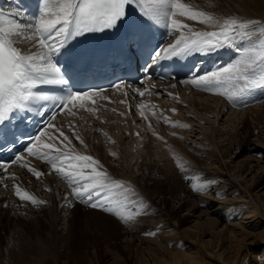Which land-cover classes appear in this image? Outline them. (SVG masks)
<instances>
[{
  "label": "snow or ice",
  "instance_id": "snow-or-ice-1",
  "mask_svg": "<svg viewBox=\"0 0 264 264\" xmlns=\"http://www.w3.org/2000/svg\"><path fill=\"white\" fill-rule=\"evenodd\" d=\"M134 4L140 6L143 16L147 17L143 21L149 27L163 24L169 35L174 36V42H166V46L159 45L154 49L151 54L154 62L195 54L211 55L225 48L234 51L235 58L227 65H220L204 74H194L181 83H192L203 90L225 96L233 104L245 101L257 90L264 91V25L257 20L221 19L197 10L183 0H38L36 13L27 20L15 18H23V10H18L13 18L0 12V148L17 144L23 137L27 155L49 162L52 170L67 181L74 200L115 215L126 224L131 223L140 210L126 211L130 190L123 181L112 179L92 156L73 155L57 147L53 136L48 134L49 129H55L51 122H45L35 135L23 132L20 136L8 124L10 114L21 113L19 123H24L28 117L23 114L33 106L42 110L49 103L57 114L75 115L73 109L77 107L94 113L96 109L89 102L94 104L93 97L101 95L103 90H73L75 84L69 82L90 70L97 53L73 52L71 46L74 41L89 34L116 31L126 21L128 8ZM185 19L196 21L205 29H195L184 22ZM150 39L149 33L142 28H133L117 42L113 51L117 55L126 51L136 54L149 46ZM18 43L27 47L21 49L16 46ZM62 56H67L71 62V75L59 63ZM41 86H58L62 95L50 96L42 91ZM121 86L122 82L114 85L117 89ZM135 92L141 97L145 94L140 88H136ZM172 111L175 112V109ZM140 114L148 120L143 112ZM165 122H168L167 118ZM59 135L68 141L62 131ZM135 135L139 136V133ZM45 136L51 142L41 145V138ZM77 139H81L78 134ZM40 148L48 151H40ZM24 159L22 154L17 153L10 161L0 162V186L13 188L15 195L23 201H30L36 206L45 204L47 201L22 191L19 185L2 183L6 179H16L14 174H9V165ZM23 166L37 179L43 175L28 164ZM78 166L91 168V173L85 175L66 170ZM194 190H207V186H194ZM64 200L63 206L71 209L72 202L67 196Z\"/></svg>",
  "mask_w": 264,
  "mask_h": 264
},
{
  "label": "rangeland",
  "instance_id": "rangeland-1",
  "mask_svg": "<svg viewBox=\"0 0 264 264\" xmlns=\"http://www.w3.org/2000/svg\"><path fill=\"white\" fill-rule=\"evenodd\" d=\"M234 1L219 0L220 3H216L213 5L215 7H212L209 2L203 3V0H197V4L194 6L197 10L217 16L222 12L235 13ZM183 2L185 1L183 0ZM209 101H212V98ZM242 110L243 108L241 110L227 108L226 114L240 113ZM236 115L232 116L233 120ZM245 115L242 118L239 115L238 119L236 117L238 122L236 119L234 120L236 124H239L236 138L238 140L230 144L229 147L226 145L227 141H224L226 137L216 139L215 136V142L224 145L220 148L224 152L221 156L226 163L225 171L221 168V172L213 174L206 170L202 161H197L193 165L189 164L190 162L183 161L182 163L181 161L167 178L158 176L156 173H152L149 178L148 174L144 173L143 180L140 179L137 183L140 187H144L143 190L146 189V194L136 183L128 182L127 186L130 191L127 193L126 211L140 210L131 223L126 224L115 215L101 212L98 209L84 208L73 202L69 195L68 199L72 202L73 207L71 209L65 207V211H63L64 209L61 208L65 201L63 199L65 194H68L64 187H61L62 191H59L60 196L55 197L52 205L53 215L49 217L44 216L43 213L39 214L38 225H34V221H28L29 216L21 215L23 219L18 220V215L14 211L11 216L17 217L7 221L3 216V208H0V264H185V262L189 264L186 258L182 257L183 253L196 257L190 264H222L216 257V251L219 248L226 250L228 255L230 247L258 243L264 237L262 227L253 231L251 227L247 226L248 232L245 237L237 235L239 231L237 229L234 230L235 234L233 235L228 233L233 225L247 221L244 220V217L251 209H255L260 218L264 217V183L260 186L253 185L260 173L257 166H264V159L260 152H252L253 146L262 148L264 143L255 139L259 136V131L260 134L264 131V117H261L262 119L258 117L253 130V127L249 128V124L242 127L241 121L245 119ZM227 117L225 115L221 118L220 115L221 121L218 118L219 121L215 122V126L218 124L219 129L224 133L232 131V126L223 124ZM208 120L212 121L213 118ZM57 122L60 124V121L57 120ZM222 124L226 127H222ZM199 125L201 124H197V126ZM202 127L207 128L206 125ZM58 129L60 127L52 129V132L57 133ZM173 130H169L166 139H172V141H176L177 145L191 148V144L177 141L174 137V132L182 131ZM196 130L198 132L199 128L195 126L194 131ZM70 136H73V140H70L73 149L70 151H76L74 152L76 155H82L81 150L80 153L78 152V148H82L79 139L74 137V132H70ZM140 138H145V135L141 133ZM54 139L56 143L64 140L62 138L59 141ZM140 145L136 147H140ZM62 146H66V144ZM133 155L135 156L136 152ZM251 158L257 161L262 160L257 165L256 162H251ZM244 160L249 161L248 167L247 165H243V168L238 167ZM248 161L245 163L247 164ZM149 162L152 161L147 160L143 164ZM31 163V161L25 162L34 168L37 165L35 169L44 173L43 177L52 179L53 175L50 177L46 166ZM115 163L108 159L104 162L105 166L102 165L115 169L109 172L112 179L127 183V176L136 177L140 173L134 168L131 173H126ZM179 165H183V167ZM103 167L102 170L106 171ZM14 171L12 173L18 172L22 177L25 176L23 180L26 178L28 182L39 180L38 183H40V179L43 178L42 176L39 179L34 178L33 173L28 172L27 167ZM89 173H91V168L85 169V175ZM147 177L148 181L145 180ZM231 177H235L241 186H237L235 189L230 188L228 183L233 182ZM61 180L64 185L67 183L66 180ZM27 181H24L26 191L31 188L28 187ZM27 183L28 185H26ZM57 184L61 185V183ZM201 185H206L207 190H194V186L200 187ZM7 190H9L8 187ZM4 193H0L1 199ZM241 196L244 197V200L240 199ZM42 207L49 208L46 205ZM148 233H155V235ZM217 237H219L218 241ZM11 246H14V250ZM262 248L263 246L258 247L257 251L260 252ZM222 249L219 252L224 251ZM251 257V251H244L237 264H258L256 262L258 256L254 263L250 261ZM262 264H264V259Z\"/></svg>",
  "mask_w": 264,
  "mask_h": 264
},
{
  "label": "bare ground",
  "instance_id": "bare-ground-1",
  "mask_svg": "<svg viewBox=\"0 0 264 264\" xmlns=\"http://www.w3.org/2000/svg\"><path fill=\"white\" fill-rule=\"evenodd\" d=\"M184 1L193 6L194 4L195 5L197 4V0H184ZM208 2L211 3L210 5L212 7H215L213 5H215L216 3L217 4L220 3L219 0L217 1L203 0V3H208ZM234 2L236 5V7L233 6L235 9V13L222 12L217 16L215 15L214 16L221 19L223 18H236L238 20L253 19L260 21L261 24L264 25V0H235ZM184 22L190 24L195 29H205L204 25H200L196 21H188L185 19ZM25 35H29V33H26ZM19 47L21 49H24L27 46L19 43ZM173 88L176 89L175 91L176 94L178 93L177 97L175 93H173L175 95L174 97L172 95H169L170 94L169 92L163 93L161 91L162 95L159 98L145 97V99H143V102H147V106L145 108H137V104L135 103V101L130 100L131 107L129 106V109H127V106L125 105V103L127 102L125 100H121L120 97L104 96L103 100H97V101L94 100L95 101L94 104H91V102H89L90 106L96 109L94 113H89L86 110V108L85 109L77 108L73 110V112H75L76 114L69 115L68 118H66L65 120L61 119L65 115L64 113H62L60 116L57 117L60 121L59 124L60 129H58L57 133H54V131L52 132V129H49L48 133L49 134L51 133V136H53V138H56L59 141L60 138L64 139L62 136L59 135V133L62 131L64 135L68 137V141L70 140L72 141L73 136L72 137L70 136V132H74V137L77 138V134H78L79 137L83 140V143H81V139H79L80 144H82V148L81 149L78 148V152L81 150L82 155L92 156L95 160L99 161L100 165L103 166H105L104 162L110 159L116 162L115 165L122 168L126 173H131L133 168L137 169V172L140 173H138L136 177L127 176V183H125L126 185L128 184V182L136 183L138 185L137 182L140 181V179L143 180L144 173L148 174L149 178L150 175H152V173H156L158 176L167 178L171 174V172L175 170V166L179 162L181 163V161L182 163L183 161H187L188 163L190 162L189 164L192 165L195 164V162L197 163V161H202L204 162L203 164L206 170L213 174H217L221 172L220 171L221 168L225 171V169L227 168L226 163L223 160V156H221L222 153L224 152H222L221 151L222 149L220 148L224 145L215 142L214 140L215 136L216 139L217 138L221 139L223 137H226L224 141H227L226 145H228L227 147H229L230 144L238 140L236 138L238 136L237 126L239 124L238 123L236 124V121L239 115L242 118V116L245 115V113H246L245 119L241 121L243 125L242 127H244V125L246 124H249V128L253 127L254 130V126L256 125L258 117L260 118L264 117V102H262V104H258L249 108L246 107L243 108V110L240 111L242 115L240 113H232V114L229 113L227 115L226 110L229 107L228 101L223 96L216 95L219 98L210 95L203 96L202 92L191 91L187 86H181V85H178L177 88L175 87ZM211 98L212 101H209V99L211 100ZM129 99H134V98H129ZM121 101H125V102L121 103ZM87 106L88 105H86V107ZM153 106L155 107L153 108ZM137 109L139 110L136 111ZM172 109H175V112H173ZM141 112H143L144 115L148 117V120H145L141 116L140 114ZM220 115L221 118L225 115L228 116L227 118H225V122L222 123L226 126H232L231 127L232 131L230 130L231 132L226 131L224 133L223 130L219 129L218 124L217 126H215L216 125L215 122L218 120ZM234 115H236L237 117V119L235 117L236 121H234L235 119L233 120L234 117L232 116ZM211 117L213 118V120L209 121L208 119ZM165 118H167L168 122H165ZM58 119H55L54 122H56ZM219 120L221 121L220 118ZM149 123L151 124V127H149ZM197 124H201V125L197 126ZM223 124L222 127H226ZM180 125H187L188 127H182ZM205 125L207 126V128L202 127ZM195 126L199 128L198 132L197 130L194 131ZM173 129L176 131L181 130L183 132V133L182 132L173 133L176 140L177 141L180 140L186 144H191V148L182 145L181 146L177 145L175 143L176 141H172V139L171 140L166 139L167 135L169 134V130H173ZM255 130L258 131V129ZM140 132H142V134L145 135V138H140ZM136 133H139V136L135 135ZM262 136L264 137V131H262L261 134L259 131V136L255 137V139L264 142V138H261ZM57 144L58 143H56V145ZM139 144H141L140 147L139 146L136 147ZM263 145L262 148H258V146L257 147L253 146V150L251 149L253 153L260 152L262 159H264ZM134 152H136L135 156L133 155ZM113 153H115L116 155H113ZM147 160L152 162L143 164L144 162H147ZM261 160L257 161L253 158L251 162H256L258 165ZM139 161L141 162L138 164ZM245 161L248 160H244L242 164H239L238 167L243 168V165H247L248 167L249 161L247 162V164L245 163ZM35 163L32 162L31 164L35 165ZM214 164H216L217 166H215ZM184 165L186 166V164ZM36 166L37 165H35V168ZM257 167L260 173L257 176V178L254 180L253 185L260 186V184L264 183L263 181L264 166L258 165ZM103 168L107 171L108 174L109 172L115 170L112 169L111 167H103ZM16 169L17 168H14L12 171L15 172L14 170ZM28 172L30 171L28 170ZM238 172L240 173V171ZM15 177L16 179L14 180L9 179L6 181L11 182L12 185L15 184L21 186L22 191H24L26 187L24 181H27L26 178L25 180H23V177L25 176L22 177L21 173L18 174L17 172L15 173ZM33 177L35 178V176ZM148 177L147 179H145L146 181H148ZM50 179L51 178L49 177L47 179L43 177L40 179V183H38L39 180H37V182L35 181L36 183L33 181H29V182L27 181L29 185L28 183L26 185H28V187L29 186L31 187V188L29 187L30 191L27 190V192L29 194L34 195L39 200L47 201V203L39 206L33 205L30 201L21 200L19 197L15 195L13 188L8 187L9 190H7V187H2L0 193L3 194L4 191L5 193L4 196L2 195L3 196L2 199L0 198L1 199L0 208L1 209L3 208L4 218L7 221L10 220L11 218L12 220H14L15 217H17V216L15 217L11 216V214L14 211V213L18 215L17 217L18 220L20 219L21 221V219H23L21 218V215H24L26 217L29 216L28 221H34V225H38L39 214L43 213L44 216L45 215L49 217L52 216L53 215L52 205L54 203L55 197L60 196L59 191H62L61 187H64L65 191L69 193V187L67 183L65 185L62 184L63 183L62 180L56 179L54 178V176L52 177L51 180ZM231 179H233V182L228 183L230 188L235 189L237 186L238 187L241 186L235 177L234 178L231 177ZM57 183H61V185H58ZM143 188L142 186L140 187L141 190H143ZM145 190H143L144 194H146ZM66 195L68 197L67 193L65 194V196ZM240 199L244 200V197L241 196ZM64 204L65 201H63V205ZM44 205H46L49 208H43L42 206ZM61 208L62 210L64 209L63 211H65L64 206H61ZM244 220L247 221L245 222L243 221V223L233 225L228 233L230 235L231 234L233 235L235 234L234 230L237 229L239 230L237 235L245 237V235H247L246 233L248 232V230L246 229L247 226L251 227L253 231H255L256 228L259 229L261 227L264 229V217L260 218V216L256 213L255 209H251V211L247 212V214L244 217ZM212 224H215V222H212ZM218 240L219 237H217V241ZM261 246H263V248L260 252H258L257 248ZM12 248L14 250V246ZM220 249L222 248H219V250ZM219 250L216 251L217 252L216 257L222 264H237V261L241 257V254L244 253V251H248V250L252 252V257L250 261L254 263L258 256V260L256 262L258 264H262L264 259V237H262L261 241H259L256 244L250 243L247 244V246L239 245V246L230 247V250H228L229 252L228 255L225 252L226 250L222 249L224 251L221 252H219ZM182 257L186 258L189 264L193 263V261L196 259L194 255L188 253H183Z\"/></svg>",
  "mask_w": 264,
  "mask_h": 264
}]
</instances>
